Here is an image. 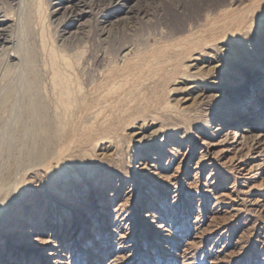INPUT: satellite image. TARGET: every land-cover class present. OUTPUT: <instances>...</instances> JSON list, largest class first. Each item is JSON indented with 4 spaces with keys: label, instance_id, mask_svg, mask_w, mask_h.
Instances as JSON below:
<instances>
[{
    "label": "rangeland",
    "instance_id": "obj_1",
    "mask_svg": "<svg viewBox=\"0 0 264 264\" xmlns=\"http://www.w3.org/2000/svg\"><path fill=\"white\" fill-rule=\"evenodd\" d=\"M252 3L0 0V264H264Z\"/></svg>",
    "mask_w": 264,
    "mask_h": 264
},
{
    "label": "bare ground",
    "instance_id": "obj_2",
    "mask_svg": "<svg viewBox=\"0 0 264 264\" xmlns=\"http://www.w3.org/2000/svg\"><path fill=\"white\" fill-rule=\"evenodd\" d=\"M252 4H250V5H253L254 7L256 6V7H259V8H263L264 7V0H252ZM250 5H248V6H250ZM252 6H250V8H251ZM253 7V8H254ZM255 10V9H254ZM257 14H258V12H257ZM239 19V18H238ZM243 21H244V19H243ZM243 21H242V16H241V18H240V21H238V25L240 26L241 25V22L243 23ZM237 22V21H236ZM245 24V23H244ZM239 28V27H238ZM263 32V31H262ZM262 32H260L261 34H258L257 36H254V34L253 35H251L252 36V39L254 40V41H256L257 39H258V43H260V37H263L264 36V33H262ZM243 36V35H242ZM241 36H239V38H237L238 40H240L241 38H240ZM249 37V36H248ZM255 37V38H254ZM242 38H244V37H242ZM244 40L245 39H241L240 41V44L242 43V45H244ZM237 41V40H236ZM264 42V41H263ZM230 44H228L227 43V46H229ZM258 45V44H257ZM229 48H231V47H229ZM246 48V47H245ZM232 49V48H231ZM245 50V49H244ZM264 114H260L258 117L259 118H261L262 119V122H264V116H263ZM247 119L248 120H251L250 118H251V115L250 114H248L247 116ZM258 121V120H257ZM260 121V120H259ZM236 123V121L235 120H233V119H231L229 122H227V125H234ZM245 127V126H244ZM263 135L264 134H262V133H259V135H257V137H259V136H261V137H263ZM256 139V138H255ZM259 139V138H258ZM260 140V139H259ZM258 140V141H259ZM256 142H257V140H256ZM259 143V142H258Z\"/></svg>",
    "mask_w": 264,
    "mask_h": 264
}]
</instances>
